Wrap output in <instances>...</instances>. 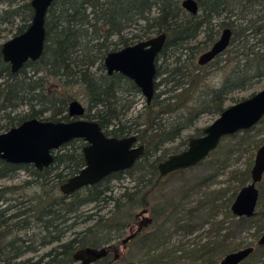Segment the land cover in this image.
Segmentation results:
<instances>
[{"label":"trees","instance_id":"obj_1","mask_svg":"<svg viewBox=\"0 0 264 264\" xmlns=\"http://www.w3.org/2000/svg\"><path fill=\"white\" fill-rule=\"evenodd\" d=\"M196 1L198 11L191 13L182 6V0H53L45 15L44 49L37 59H28L12 71L2 57L0 43V131L28 117L70 120L68 102L83 98L84 116L97 120L106 134L120 137L135 132L137 140L144 144L143 153L129 168L113 171L70 193H63L59 185L84 164L82 138L63 143L54 151L50 165L42 169L29 162H9L0 157V181L14 177L20 170L28 175L19 182L0 183V264H71L74 250L86 245L107 247V252L93 264H112L113 245L109 243L112 236L108 237V233L122 235L134 220V209L147 207L148 196L159 186L158 162L181 150L187 140L182 139L173 150L164 143L179 137L181 129L192 125L201 112L220 113L228 92L246 87L253 78L264 74V0ZM32 12L30 0H0V23L15 25L14 34L26 28ZM216 18L220 20L214 23ZM220 26H227L232 32L228 46L222 51L231 66L217 87L204 90L198 86L199 74L191 76L192 71L181 61L180 52L197 46L189 41L202 29L204 41L209 45ZM162 31L167 36L156 58L154 95L150 102H145L140 118L122 119L133 107L140 89L118 71L108 74L103 58L109 50ZM189 57L193 67V55ZM163 73L165 82H172L173 92L162 99L156 89L161 84L157 77ZM46 111L50 115L41 116ZM169 115L174 118L169 119ZM230 136L237 138L233 142L222 138L209 154L218 151L229 154L244 148L250 141V128ZM263 141L264 137L254 140V146ZM122 175L130 176L134 182L124 186L117 196L106 194L111 189L107 182ZM232 176L243 184L250 178L249 166L239 173L232 171ZM257 186L259 196L254 215L233 214L230 209L233 196H227L225 214L215 222L216 232L221 229L224 232L216 239L203 241L198 248H182L177 255L154 251L166 237L169 225L190 232L198 225L199 217L213 216L217 211L214 197L210 195L211 207L204 209L186 208L182 198L174 197L152 203L148 209L153 227L142 232L144 227L130 238H137L138 249L144 251L145 257L128 263L165 264L164 257L169 254L175 263L187 260L189 264H215L217 255L227 249L225 239L252 223L257 224L258 230L262 228L256 217L264 219V208H258L264 201V174ZM106 197L113 202L112 213L107 217L97 215L90 225L72 230L65 238L79 222L82 207ZM91 215L85 214L83 219ZM46 245L51 246L36 259H19L24 253ZM257 251L264 254V244L258 243L239 264ZM114 254L112 258H116Z\"/></svg>","mask_w":264,"mask_h":264},{"label":"water","instance_id":"obj_2","mask_svg":"<svg viewBox=\"0 0 264 264\" xmlns=\"http://www.w3.org/2000/svg\"><path fill=\"white\" fill-rule=\"evenodd\" d=\"M53 0H30L32 17L26 28L1 42V53L9 62L12 71L18 70L28 59H37L45 44V15ZM182 6L191 13L198 10L196 0H182ZM166 32L162 31L142 38L117 49L109 50L103 63L108 74L118 71L129 77L150 102L155 91L156 58L161 50ZM231 29L224 27L211 46L199 54L198 63L204 64L221 53L229 44ZM67 112L74 117L70 120H51L28 117L19 124L0 131V157L9 162L32 163L42 169L53 161L54 151L63 143L82 138L84 164L77 172L68 176L60 185L63 193H70L82 186L93 184L113 171L123 170L133 165L144 151V144L138 142L135 133L114 136L104 132L95 119L82 117L85 105L74 98L68 102ZM264 116V87L250 95L226 105L210 123L202 127V132L189 136L186 146L169 153L158 164V172L165 175L173 170L196 164L213 150L220 140L239 130L251 128ZM264 174V141L255 151L250 167V180L235 194L230 209L236 216H252L256 212L259 196L257 183ZM148 207L140 208L141 215L134 228L121 238L123 246L144 226L152 222ZM264 244V226L258 240ZM253 250L250 245L229 251L218 264H238ZM107 252L106 246L100 248L82 246L74 250L71 264H93Z\"/></svg>","mask_w":264,"mask_h":264},{"label":"rangeland","instance_id":"obj_3","mask_svg":"<svg viewBox=\"0 0 264 264\" xmlns=\"http://www.w3.org/2000/svg\"><path fill=\"white\" fill-rule=\"evenodd\" d=\"M155 12V9L153 13ZM220 19H215L214 23H217ZM217 28V26H216ZM223 26L218 28L217 37L220 35ZM15 25L11 26L8 23H0V43L4 40L10 38L14 35ZM156 34L152 33L151 35ZM205 33L202 30L198 33L195 38L189 41L190 45H197L193 50L184 49L180 52L181 61L185 62L186 65H189L190 71H192L191 76L194 77L197 74L200 76V86L202 89L207 90L209 88L217 87L223 80L225 74L228 72L231 64H228L226 59V52L220 53L218 56L214 57L210 61L200 64L198 63V56L204 50H206L212 43L207 45L205 43ZM195 61V65L192 67L191 57ZM172 61H174V55L171 56ZM170 59V60H171ZM162 60V59H160ZM201 65V66H199ZM165 75L161 74L157 77V80H161V84L157 87L156 92H160L159 98H166L171 91L172 82H165ZM199 80V79H198ZM264 87V74L262 76L253 78L249 85L243 88H238L228 92L224 99V105H229L234 103L251 93ZM175 89L174 92L179 91ZM86 107V101L83 98H79ZM146 100L145 96L139 92L135 96V102L133 107L128 112L127 115L122 117V119H133L140 118L139 115L144 111ZM25 108V105L22 106ZM20 108H18L19 110ZM50 111L44 112L41 116L46 117L50 115ZM219 113L215 111H203L201 112L192 125L183 127L180 132V136L175 138L172 141H166L164 146H168L173 150L176 144L182 139L188 140L189 136L197 135V133L202 132V127L210 123ZM86 118L84 115L82 116ZM169 119H173V115L168 116ZM130 122V121H128ZM143 126V125H141ZM135 133V132H130ZM226 135L223 137V141L233 142L237 137ZM250 141L248 144L242 145L244 148L240 147L235 151L225 154L220 151L215 152V154H208L205 158L200 160L194 165L183 168L178 172L167 173L161 175L158 180L159 186L148 196V205L157 201H162L165 198H182L185 202L184 207H195V208H210V195L214 198V208H217L216 213L213 216L204 218V216L199 217L200 221L198 225L190 232H185L181 228L175 230L173 226L169 225L168 231L164 233L166 237L162 242L157 246L154 253H164V252H173L174 254H180L182 248H198L199 245L207 239H216L217 235H220L224 232V229H221L219 233L216 232V220L222 218L225 214V203L227 196H235L239 188L247 183L246 180L241 184L235 177L232 176V171H237L238 173L243 171L247 166L251 167L253 163L254 154L257 146H254V140H260L264 137V116L256 124L250 128ZM140 142V141H138ZM186 144L181 145L183 149ZM218 156V157H217ZM166 157V156H165ZM25 171L20 170L14 177L3 179L0 183H11L19 182L23 178L27 177ZM134 181L131 180L130 176L122 175L121 178L110 179L107 184L110 190H107L106 194H113L114 196L119 195L123 190L124 186L131 185ZM187 191V193H186ZM141 206L134 209V213L138 211ZM258 208H264V201H261L258 205ZM114 210V205L112 201H109L106 197L105 200H102L98 203L90 202L82 207V215L79 217V222L75 225L66 235L65 238L69 237L72 230H79L84 228L87 225H90L97 215H103L104 217L109 216ZM93 212H96L94 214ZM92 214L90 217L83 219V215ZM151 215V211L148 212ZM258 218V222H262V228L258 230L257 224H250L243 229H240L238 232L233 234L224 240L227 244V249L217 255V260L215 264H218L220 259L224 256L225 253L236 250L238 248L250 245L253 249L256 248L258 244L259 237L262 233L264 226V219L261 217ZM130 223L132 224L130 226ZM124 233L122 235H111L112 232L108 233L110 242L113 246L110 247V258L112 264H129L131 260L133 262H138L140 259H143L144 251L138 249L137 238L130 239L126 242V245L123 246L121 243V238L129 231L130 227L136 226V221L130 222ZM153 227V224L146 226L142 232H146ZM51 245L41 246L37 251H30L24 253L19 259H24L31 257L36 259L40 254L47 251ZM116 253V258H112ZM165 264H189L187 260H179L178 262H173L171 256L165 255ZM26 264V263H21ZM239 264V263H238ZM243 264H264V254L260 255V252L257 251L252 257H248Z\"/></svg>","mask_w":264,"mask_h":264},{"label":"flooded vegetation","instance_id":"obj_4","mask_svg":"<svg viewBox=\"0 0 264 264\" xmlns=\"http://www.w3.org/2000/svg\"><path fill=\"white\" fill-rule=\"evenodd\" d=\"M197 11H198V10H197ZM195 13H196V12H195ZM224 27H227V26H224ZM224 27H223V28H224ZM223 28H222V29H223ZM231 33H232V32H231ZM218 37H219V36H218ZM218 37H216L215 40H216ZM215 40H214V41H215ZM214 41H213V42H214ZM213 42H212V43H213ZM210 46H211V45H210ZM210 46H209V47H210ZM209 47H208V48H209ZM208 48H207V49H208ZM221 53H222V52H221ZM219 54H220V53H219ZM219 54H217L216 56H218ZM216 56H215V57H216ZM212 59H213V58H212ZM85 109H86V107H85ZM84 113H85V112H84ZM83 115H84V114H83ZM71 117H72V116H71ZM72 118H74V117H72ZM136 212H137V211H136ZM136 212H135V214H134V220L136 221V223H138L139 220L142 219V216H141V215H137ZM134 220H133V221H134ZM131 225H132V224L130 223V226H131ZM136 225H137V224H136ZM130 226H129V228H134V227H130ZM146 226H147V225H146ZM146 226H144V227H146ZM144 227H143V228H144ZM143 228H142V229H143ZM142 229H141V230H142Z\"/></svg>","mask_w":264,"mask_h":264}]
</instances>
